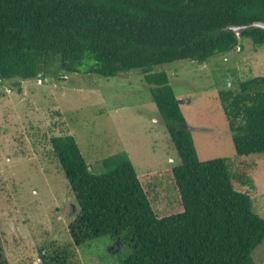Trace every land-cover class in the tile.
I'll list each match as a JSON object with an SVG mask.
<instances>
[{
	"label": "trees",
	"instance_id": "16d2710c",
	"mask_svg": "<svg viewBox=\"0 0 264 264\" xmlns=\"http://www.w3.org/2000/svg\"><path fill=\"white\" fill-rule=\"evenodd\" d=\"M255 21L264 22V0H0V82L138 70L180 160L137 174L117 153L97 175L73 136L50 138L77 205L68 227L76 246L118 239L131 249L120 264H255L264 219L235 188L245 171L235 179L225 159L199 161L169 77L156 71L176 61L205 64L241 39L263 46L264 30L239 38L224 30ZM236 84L219 94L235 152L264 155V70L242 72ZM41 261L71 264L65 250ZM0 264H8L1 249Z\"/></svg>",
	"mask_w": 264,
	"mask_h": 264
},
{
	"label": "rangeland",
	"instance_id": "374dc122",
	"mask_svg": "<svg viewBox=\"0 0 264 264\" xmlns=\"http://www.w3.org/2000/svg\"><path fill=\"white\" fill-rule=\"evenodd\" d=\"M264 70V45L241 39L239 47L207 63L176 61L156 67L168 77L199 161L225 159L232 174L243 170L253 211L264 219V155L237 156L219 94L237 90V77ZM56 71V70H53ZM242 71V72H241ZM258 73V72H257ZM74 137L91 170L125 153L137 174L180 164L138 70L112 78L47 72L40 80L0 82V249L8 264H42L54 252L71 264H120L128 245L109 237L78 247L69 234L77 213L73 193L53 156L50 138ZM74 206V212L72 209ZM264 264V242L252 253Z\"/></svg>",
	"mask_w": 264,
	"mask_h": 264
},
{
	"label": "water",
	"instance_id": "95a60500",
	"mask_svg": "<svg viewBox=\"0 0 264 264\" xmlns=\"http://www.w3.org/2000/svg\"><path fill=\"white\" fill-rule=\"evenodd\" d=\"M251 28H257V29H261V30H264V22L263 21H255L249 25H241V26H236V25H230L228 27H226L224 30L226 31H231L233 32V34L239 38L240 35L246 31V30H249ZM186 128L190 131V132H193V131H206V130H203V129H196V128H191L189 126H186ZM89 168V166H88ZM72 209H73V212H74V206H72Z\"/></svg>",
	"mask_w": 264,
	"mask_h": 264
}]
</instances>
